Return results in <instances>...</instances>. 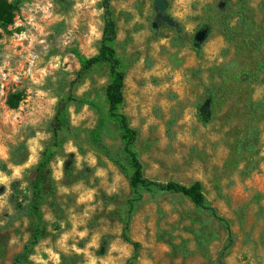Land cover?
Returning <instances> with one entry per match:
<instances>
[{
    "label": "rangeland",
    "instance_id": "1",
    "mask_svg": "<svg viewBox=\"0 0 264 264\" xmlns=\"http://www.w3.org/2000/svg\"><path fill=\"white\" fill-rule=\"evenodd\" d=\"M99 0H22L0 36V158L6 143L25 138L27 156L0 171V264H11L29 236V220L10 200L27 201L34 165L51 140L53 103L78 67L72 53L90 56L102 25ZM218 0H111L116 54L124 62L119 110L136 130L134 148L144 176L181 184L198 181L223 227L178 193L144 191L122 237L123 200L129 189L107 155L86 136L97 112L67 108L69 129L48 162L39 206L42 234L25 264H264V0H245L242 20L227 41L212 7ZM236 0H229L233 8ZM210 5L209 10L204 6ZM181 43H171L173 27ZM207 26L204 33L200 26ZM201 32L200 53L190 39ZM106 66L92 68L72 86L98 99ZM211 96L202 124L196 105ZM18 92L15 107L7 103ZM101 141L118 157L119 139L106 120ZM104 240L103 253L98 246ZM131 242L138 245L133 250Z\"/></svg>",
    "mask_w": 264,
    "mask_h": 264
},
{
    "label": "trees",
    "instance_id": "2",
    "mask_svg": "<svg viewBox=\"0 0 264 264\" xmlns=\"http://www.w3.org/2000/svg\"><path fill=\"white\" fill-rule=\"evenodd\" d=\"M63 4L62 0H56ZM111 0H99L101 8L102 25L99 38L97 40L96 50L90 56H83L76 50H72L78 67L74 72L73 78L69 81L66 91L59 93L53 103L52 114L48 123L51 134V140L46 143L40 150L38 159L34 165V173L29 184V196L23 204L20 201L10 200L13 203L15 216H23L29 220V236L21 245L20 249L15 252L10 260L11 264H25L26 258L31 251L32 246L38 241L42 234L41 214L39 206L42 199V192L48 182V162L51 159L55 149L59 146L58 135L60 132H67L69 129L67 108L73 105L79 108L82 105L89 106L97 112V119L93 127L87 133V140L93 147L101 149L107 158L113 163L119 173L123 176L129 189V195L123 200V224L122 237L128 241L126 230L128 220L133 210L134 204L140 200L144 191L158 190L162 192L178 193L189 199L191 204L200 210L206 211L216 222H218L226 232L227 240L229 239V230L227 221L219 216L214 207L205 202L201 186L198 181H192L189 184H181L173 180H154L143 175L141 164L139 162L137 151L134 148L136 130L130 127L127 117L119 110L122 104V83L124 79V62L116 54L115 44V23L112 17L109 2ZM22 0H0V36L9 34L8 28L12 22L13 16L18 11ZM216 19L219 21L223 35L227 41L231 39V32L234 27L228 25L227 21L231 17L236 18L237 22L242 20L246 8L245 0H236L235 6H229V0H218L212 5ZM209 10L210 5L203 7ZM204 33L209 31L205 25L199 28ZM171 43L179 45L182 41L180 38V28L178 25L173 27ZM202 36L195 35L190 39V45L195 54L200 53V44ZM104 64L106 66L107 79L101 90L98 99L88 98L85 96H76L71 91L72 86L79 82L92 68ZM18 92L8 94L7 103L10 107H15L18 100ZM211 96L208 90L205 91L204 99L196 105L195 114L202 124L210 119ZM260 109H263V100L259 102ZM110 120L115 125L119 139V156L114 157L107 154V149L101 141L104 123ZM22 139L13 140L6 143V158H0V171H7V164L16 165L21 163L27 156L25 138L32 136L33 129L25 126L20 130ZM104 240H101L98 246V253H103ZM133 250L136 249L137 243L131 242ZM226 248L224 245L217 257V264H223L220 260L222 251ZM134 257V253L130 259ZM130 259L125 264H130Z\"/></svg>",
    "mask_w": 264,
    "mask_h": 264
},
{
    "label": "water",
    "instance_id": "3",
    "mask_svg": "<svg viewBox=\"0 0 264 264\" xmlns=\"http://www.w3.org/2000/svg\"><path fill=\"white\" fill-rule=\"evenodd\" d=\"M153 1H154V4H155V6H156V8L158 10H162L164 8V2H163V0H153ZM195 36L196 37H200L201 36V32H197L195 34Z\"/></svg>",
    "mask_w": 264,
    "mask_h": 264
}]
</instances>
